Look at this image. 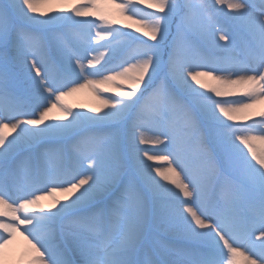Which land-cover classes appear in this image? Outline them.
Instances as JSON below:
<instances>
[{
  "label": "snow or ice",
  "instance_id": "6c2138e0",
  "mask_svg": "<svg viewBox=\"0 0 264 264\" xmlns=\"http://www.w3.org/2000/svg\"><path fill=\"white\" fill-rule=\"evenodd\" d=\"M111 3L0 0V264H264V0Z\"/></svg>",
  "mask_w": 264,
  "mask_h": 264
},
{
  "label": "rangeland",
  "instance_id": "374dc122",
  "mask_svg": "<svg viewBox=\"0 0 264 264\" xmlns=\"http://www.w3.org/2000/svg\"><path fill=\"white\" fill-rule=\"evenodd\" d=\"M75 2V0H73ZM150 0H143V3H141V7H143L146 11H154L155 9H149L148 3ZM62 5L58 4H46L41 5L40 9L41 11H48L51 7H60ZM63 6H70V5H63ZM103 16L107 20H115L117 21L118 27H122L124 25H130L131 28L128 30H134L140 25L134 23V21L127 19V15H121L118 11V9L115 7L114 4L111 3V0H96V6L95 10L93 11V15L91 18H97ZM103 51V49L101 50ZM94 55V53L92 54ZM85 63H87L85 61ZM117 84L122 83V81H116ZM218 82L213 80L211 78L210 81V87H217ZM247 86H236L233 89H228V91H234L236 93H242ZM107 89L108 91L105 93L106 95H115L117 92V89L113 85H104L101 86V91L104 92V90ZM65 104L72 105L74 107V110H85L88 109H98L102 107L100 99L97 98V96L92 92L91 89L85 88L82 89L76 93H74L71 96L65 97L64 101ZM264 111V108L261 110L258 109L254 111L253 109H247L245 112L238 113L237 116L240 121H243L246 116L251 115L255 118H259L258 114L260 112ZM60 113L56 110L53 111L50 115L52 116H58ZM6 135H12L8 129H5ZM253 147L256 150L258 155H264V141L261 140H253L252 141ZM150 146V145H149ZM245 151H247V148H245ZM169 175H174L172 173H169ZM60 198L62 199V194L55 193L52 197H47L44 200L40 201V204L45 208L48 209L50 205L52 204L54 199ZM27 251L26 242L24 241L22 236H19L17 234V237L12 245L9 246V248L6 250V261L9 262V264H19V262L25 257V253ZM238 264H244V257L238 256L237 257Z\"/></svg>",
  "mask_w": 264,
  "mask_h": 264
},
{
  "label": "bare ground",
  "instance_id": "6f19581e",
  "mask_svg": "<svg viewBox=\"0 0 264 264\" xmlns=\"http://www.w3.org/2000/svg\"><path fill=\"white\" fill-rule=\"evenodd\" d=\"M200 80H201L202 83H204L205 85L210 87L211 77L202 76V77H200ZM262 108H264V101L260 102L259 104L254 105L251 109L256 111L258 109L261 110Z\"/></svg>",
  "mask_w": 264,
  "mask_h": 264
}]
</instances>
